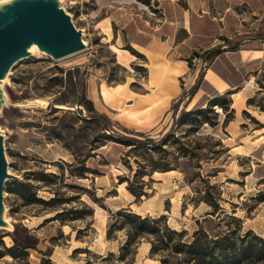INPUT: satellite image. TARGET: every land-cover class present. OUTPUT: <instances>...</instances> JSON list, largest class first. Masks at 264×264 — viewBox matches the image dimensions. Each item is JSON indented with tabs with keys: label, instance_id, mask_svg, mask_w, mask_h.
I'll return each mask as SVG.
<instances>
[{
	"label": "rangeland",
	"instance_id": "374dc122",
	"mask_svg": "<svg viewBox=\"0 0 264 264\" xmlns=\"http://www.w3.org/2000/svg\"><path fill=\"white\" fill-rule=\"evenodd\" d=\"M11 1L0 0V7ZM57 1L81 31L82 51L63 59L32 52L15 62L0 81V133L7 173L15 176L4 184L2 219L6 226L0 227V238L6 248L12 246L11 228L18 224L39 241L38 248L28 250L27 262L5 256L0 264H42L46 259L52 264H161L165 252L151 255L148 237L125 248L130 226L117 215L125 209L151 219L163 216L160 225L165 223L187 236L198 227L211 237L229 231L243 236L251 226L253 234L264 238V185H257L248 175L256 160L247 156L259 159V152L252 154L251 150L257 144L254 131L262 128L259 121L264 120V95L247 101L243 109V101L237 99L229 106L236 112H224L208 105L200 93L194 95L192 87H183L177 73L176 94L150 124L136 129L128 122L146 113L148 105L130 115L126 109L158 90L157 86L147 93L145 57L123 43L115 45L112 29L96 16L99 0ZM206 53L192 55L187 63L190 70H198L197 75L204 72L200 60ZM73 69L85 73V97L103 117L102 123L91 120L92 114L75 103L65 74ZM54 77L57 80L50 82ZM116 85H120L121 98L102 95V91L115 92ZM75 106L83 108V115L66 110ZM196 107L212 109L207 114L210 125L191 120L187 113ZM167 133L155 149L133 148L125 140L159 141ZM151 171L142 178L138 175ZM20 183L33 185L38 199L56 197L66 202L56 207L25 204L19 195L7 191L15 189L29 197ZM65 210H81L84 216L69 220L67 215L63 222L46 220ZM257 214L259 221L253 220ZM174 262L169 259L168 264ZM252 264H264V249Z\"/></svg>",
	"mask_w": 264,
	"mask_h": 264
},
{
	"label": "crops",
	"instance_id": "0c3cea01",
	"mask_svg": "<svg viewBox=\"0 0 264 264\" xmlns=\"http://www.w3.org/2000/svg\"><path fill=\"white\" fill-rule=\"evenodd\" d=\"M147 1L145 4L138 0H99L96 8L99 21L112 29L110 35L115 45L123 43L121 46L145 57L147 93L156 89L165 67L174 64L180 69L178 82L180 79L187 88L198 82L194 95L200 93L207 102L228 95L231 106L239 99L243 109L247 101L264 95V39L253 36L264 27V0ZM242 35L248 37L235 41ZM224 41L235 44L224 47ZM215 49L218 53L209 54ZM205 52L200 60L204 72L197 75L198 70H190L187 63L193 54ZM246 76L254 80L252 87L243 85ZM181 90L180 87L179 94ZM259 122L262 128L254 131L257 144L251 150L252 154L259 152V159L247 155L256 160L248 175L263 186L264 120ZM258 215L253 220H261ZM239 219L241 225H247ZM247 230L254 231L251 226Z\"/></svg>",
	"mask_w": 264,
	"mask_h": 264
},
{
	"label": "trees",
	"instance_id": "16d2710c",
	"mask_svg": "<svg viewBox=\"0 0 264 264\" xmlns=\"http://www.w3.org/2000/svg\"><path fill=\"white\" fill-rule=\"evenodd\" d=\"M138 1L145 4L148 2L147 0ZM253 36L264 39V27L260 32ZM247 37V35H242L237 37L235 41H240ZM224 42L227 43V45L234 43L232 41ZM212 53H218V49L211 51L209 54ZM193 56L197 55L193 54ZM65 74H67L66 76L69 78L72 89L74 90L75 103L82 105L89 114H92L89 116L91 120L102 123L103 117L93 110L91 102L85 97V73L73 69L66 70ZM71 78L74 80L73 82H71ZM56 80L57 77L49 79L50 82ZM197 86L198 82L195 83L191 90L193 91ZM230 101L231 100H226L224 96L215 97L208 101V105L219 107L224 112L233 111L232 109H229ZM57 103L65 104L66 101L59 100ZM176 107L177 104L175 105L174 111ZM208 112L213 111L211 108L196 107L193 111L187 114L192 115L191 120L202 126L203 124H211L207 117ZM103 129L107 130V126L103 125ZM169 135L170 133H167L159 141H153L152 139L138 140L131 137H125V140L127 146H133V148L137 145H141L144 148L155 149L158 148ZM147 145H149V147ZM152 169L153 168H151V170ZM85 170L87 169L83 167V172H85ZM152 171H154V169ZM152 171L150 174L143 172L138 175L142 178L144 175H151ZM51 175L52 178L57 179L56 175ZM50 183L53 182L50 181ZM20 187L28 190L29 197L26 198L25 195L20 194V192L15 189L9 188L7 191L19 195L25 204L37 203L45 207H56L66 202L56 197L46 201L36 198V189L29 183H20ZM132 194L134 197L140 195V193ZM210 206L213 209L216 207V205L212 204ZM67 215H70L69 220L80 219L84 216L83 211L81 210H65L56 213L53 217L46 220H59L60 222H63V217ZM117 215L123 218V222L130 226L127 233L125 248L136 244L135 240L140 237H148L151 243V255L165 252V255L160 259L161 264H168L169 259H174V264H252L254 260L260 258L264 249V238L253 234L251 231H247L243 236H237L233 231H229L225 234L211 237L205 230L198 227L190 236H187L184 231L176 232L168 228L165 223L160 225L159 222L164 220L163 216L151 219L149 217H141L140 215L127 211L126 209L119 211ZM10 233L13 241V245L10 247L6 248L0 238V245L2 246L0 247V258L9 256L16 262H27L28 249L35 250L38 248V238L25 227L19 226L18 224L12 225ZM42 262V264H52L49 259L43 260Z\"/></svg>",
	"mask_w": 264,
	"mask_h": 264
},
{
	"label": "water",
	"instance_id": "95a60500",
	"mask_svg": "<svg viewBox=\"0 0 264 264\" xmlns=\"http://www.w3.org/2000/svg\"><path fill=\"white\" fill-rule=\"evenodd\" d=\"M58 2L12 0L0 7V81L15 62L30 54L28 48L32 44L52 59H60L84 48L81 31L73 25ZM66 110H73L79 115L84 112L80 106ZM10 178L14 179L15 176L7 173L3 137L0 133V227L6 226L2 219L3 189L6 179Z\"/></svg>",
	"mask_w": 264,
	"mask_h": 264
},
{
	"label": "bare ground",
	"instance_id": "6f19581e",
	"mask_svg": "<svg viewBox=\"0 0 264 264\" xmlns=\"http://www.w3.org/2000/svg\"><path fill=\"white\" fill-rule=\"evenodd\" d=\"M83 43L85 44V42H83ZM28 51L31 54L32 52L38 51V49L35 46V44H32L28 48ZM80 51H82V50H80ZM80 51H78V52H80ZM78 52H75L73 54H76ZM73 54L64 56L60 59L70 57ZM177 73L179 75V73H180L179 69L172 67L171 65H167L165 67V70H164V72H163V74L159 80V83L157 84V86H158L157 92L150 95L148 98L141 100V102H138L135 106L131 105L129 107V109H126L125 113L127 115H130V113L133 114L137 108H141L142 106H144L146 104L148 105V110L146 111V113L142 114L141 116L138 115V116L134 117L135 121H130V122H128L129 124H131L134 128L141 130L153 121V118L158 113H160L161 110H163V108L168 104L169 99H171L176 94V92L178 91L177 86L175 84ZM115 89H116L115 92H110V93L102 91V95L104 97H106L107 95H110L111 98L117 99L120 97V95L118 94V91L120 90V85H116ZM42 101H44V100H42ZM34 103H36V102H34ZM55 106L60 107V108H65V106H62V105H55ZM154 173H156V172H154ZM5 220H6V218H5ZM28 250H32V249H28Z\"/></svg>",
	"mask_w": 264,
	"mask_h": 264
},
{
	"label": "built area",
	"instance_id": "2783aa9c",
	"mask_svg": "<svg viewBox=\"0 0 264 264\" xmlns=\"http://www.w3.org/2000/svg\"><path fill=\"white\" fill-rule=\"evenodd\" d=\"M224 47H226V46H224ZM253 84H254V80H253L251 77L246 76V77L244 78V80H243V85H244V86L252 87Z\"/></svg>",
	"mask_w": 264,
	"mask_h": 264
}]
</instances>
